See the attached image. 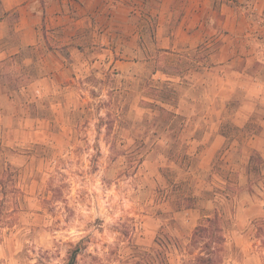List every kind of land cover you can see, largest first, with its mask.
I'll list each match as a JSON object with an SVG mask.
<instances>
[{
    "label": "rangeland",
    "instance_id": "rangeland-1",
    "mask_svg": "<svg viewBox=\"0 0 264 264\" xmlns=\"http://www.w3.org/2000/svg\"><path fill=\"white\" fill-rule=\"evenodd\" d=\"M73 1L71 26L0 63L17 114L0 264H200L216 214V264H264V0ZM0 18L11 53L19 15ZM154 105L182 120L164 129Z\"/></svg>",
    "mask_w": 264,
    "mask_h": 264
},
{
    "label": "crops",
    "instance_id": "crops-1",
    "mask_svg": "<svg viewBox=\"0 0 264 264\" xmlns=\"http://www.w3.org/2000/svg\"><path fill=\"white\" fill-rule=\"evenodd\" d=\"M73 0H1V7L5 12H14L19 15V28L17 29L18 43L14 46V51L8 53L2 52L0 56L4 55L3 60L8 56L19 54L24 47H31L37 45L39 26L46 27L51 30L58 28L66 29L71 26L67 20L69 9L68 6L73 4ZM200 4V3H199ZM199 4L196 8H199ZM202 4V3H201ZM205 5L202 4L204 9ZM185 15L183 24L187 21L191 23H200L202 15L195 13L191 16ZM5 21L0 20V38H3ZM2 60V61H3ZM1 94V93H0ZM11 97L4 98L0 95V143L3 133L11 132L14 126L13 115L16 113L7 110L8 103H12Z\"/></svg>",
    "mask_w": 264,
    "mask_h": 264
},
{
    "label": "trees",
    "instance_id": "trees-1",
    "mask_svg": "<svg viewBox=\"0 0 264 264\" xmlns=\"http://www.w3.org/2000/svg\"><path fill=\"white\" fill-rule=\"evenodd\" d=\"M1 6V0H0ZM1 20V18H0ZM49 50L52 49L49 47ZM19 54H14L8 56L3 61H0L3 65H5L9 60H13L18 57ZM159 93H161L160 89H157ZM160 98V95L157 96ZM158 108L160 112V119L162 121V126L164 129H173L182 120V117L177 115L174 112L168 111L166 108L162 106L154 105ZM239 132H243V129H237ZM260 159L257 152H253L250 157L249 163V174L252 177L254 173L259 171L260 165L258 164L257 160ZM259 161V160H258ZM11 175V173H9ZM12 177V175H11ZM1 186V194L0 197V223L9 224L10 223V212L6 209V197L8 196V185L7 182L0 180ZM18 189L14 188L12 193H18ZM193 207V199H183L178 207L177 211L181 210L182 208L190 209ZM220 217L219 215H215L213 218L206 217L204 218L203 224L196 228L195 233L192 237L193 243H201L203 244V251L205 252L204 255H199L196 261L200 264H216L219 261V255L224 251V237L222 235V230L219 228L220 224ZM264 224V223H263ZM262 228V227H261Z\"/></svg>",
    "mask_w": 264,
    "mask_h": 264
}]
</instances>
